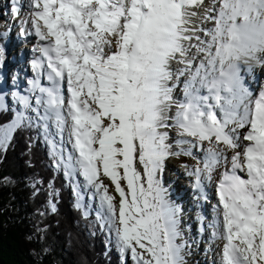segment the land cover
I'll return each mask as SVG.
<instances>
[{
  "label": "snow or ice",
  "instance_id": "1",
  "mask_svg": "<svg viewBox=\"0 0 264 264\" xmlns=\"http://www.w3.org/2000/svg\"><path fill=\"white\" fill-rule=\"evenodd\" d=\"M29 5L22 23L40 56L28 94L12 93L18 108L0 94V113L14 114L0 123V151L18 130L42 133L56 168L98 196L96 218L121 264H184L163 171L172 156L192 157L196 188L216 177L220 264H264V85L246 83L264 68V0Z\"/></svg>",
  "mask_w": 264,
  "mask_h": 264
},
{
  "label": "trees",
  "instance_id": "2",
  "mask_svg": "<svg viewBox=\"0 0 264 264\" xmlns=\"http://www.w3.org/2000/svg\"><path fill=\"white\" fill-rule=\"evenodd\" d=\"M38 132L18 130L0 151V264H115L103 253L106 231L73 208Z\"/></svg>",
  "mask_w": 264,
  "mask_h": 264
},
{
  "label": "bare ground",
  "instance_id": "3",
  "mask_svg": "<svg viewBox=\"0 0 264 264\" xmlns=\"http://www.w3.org/2000/svg\"><path fill=\"white\" fill-rule=\"evenodd\" d=\"M7 3H8L7 0L4 1L0 0V11L3 10L4 12L0 18L4 19V23L7 24V26H10V28L12 29V31H9L8 33V39L11 43V47H15L16 49H18L19 48L17 45L18 41H16L15 38L17 33L15 29L11 27L13 26V24H15V21L14 19L10 21L11 15ZM16 6L20 8V14L25 13L26 18H28V14L31 11L29 2H26L25 4L24 1L19 0ZM9 8H11V6ZM28 28L31 29L30 24ZM20 48H21V43H20ZM20 48L17 51L22 50ZM17 54L18 52H12V54H10V63L7 59H2L3 57L0 54V59H1L0 87H2V93H3L2 95L4 96L5 104L9 101L11 97L14 103V105H11L13 108H18V106L15 104L13 96H11L12 93L19 92L21 93V95H27L28 94L27 89L29 88L26 87L25 89V87L22 85L21 82L22 77H24L26 73L24 71V65L21 66V74L15 75L13 72V68L17 65V62L15 61L16 59L14 60ZM259 68L260 67L258 66L254 67L253 73H258ZM41 82L47 85V82H43V80H41ZM23 84L25 83L23 82ZM178 95L179 94L177 93V96ZM169 137L170 139H173L175 137V133H173V131L171 130H169ZM174 158H175L173 159L174 161L181 160L180 157H174ZM182 161L185 163V165L190 164V161L188 159L182 158ZM170 165L169 162H167L166 160L163 171V180H165L164 186L168 190L169 199L180 208L179 229L181 235L178 238L177 242L185 245V247L182 249L184 264H220V250L222 248L223 241L219 239H215L213 235L209 233V232L213 233V231H216V229L213 227V225L215 224L213 219H211V217H209L208 215L206 216L201 215V214H210L215 218H217V213L215 212V206L217 205L218 200H217L216 192L214 193L212 192L213 190L212 187L214 183L216 185V180H214L215 182L214 181L209 182L208 185L206 184V182L204 183V185L202 184V187L205 189L203 191H199L197 195L194 197L189 192L191 190L190 188L191 184L190 183L189 185L187 184L186 187L184 185L186 174L184 173L183 176H179V174H183V171H179L178 169L174 170V168L172 167L171 172L174 170L176 174L170 176L169 175ZM189 166L187 167V169L191 168V166L190 167ZM177 174L178 176L175 179H171ZM70 178L68 177V179ZM193 179L195 180V178ZM188 181L192 183L191 178H189ZM67 183L69 186V180L67 181ZM192 186L194 187L195 185ZM81 192H82V187L80 186L79 193ZM81 200L84 202L86 201L84 197H81ZM82 206L86 207L85 205ZM88 210L89 212H91L90 209ZM209 253L218 255L219 260L216 261L215 259H213V257Z\"/></svg>",
  "mask_w": 264,
  "mask_h": 264
},
{
  "label": "rangeland",
  "instance_id": "4",
  "mask_svg": "<svg viewBox=\"0 0 264 264\" xmlns=\"http://www.w3.org/2000/svg\"><path fill=\"white\" fill-rule=\"evenodd\" d=\"M2 1H4V0H2ZM8 1V3H7V6H10V2H11V0H7ZM20 1H24V3L26 4V2H29V0H20ZM4 6V5H3ZM23 82V81H22ZM10 104L11 105H13V101H10ZM174 133V132H173ZM42 135V134H41ZM43 136V135H42ZM41 137V136H40ZM175 138V137H174ZM174 138L173 139H170L171 141H174ZM41 140H43V138L41 137ZM57 141H58V148L61 146L60 145V143H59V138H57ZM63 147H64V154H65V156H67V154H68V152L71 150V146L70 145H68V143H67V135H65V140H64V144H63ZM174 149H175V145H174ZM175 150H179V149H175ZM195 152V151H194ZM174 157H180L181 158V160H179V161H174L173 159H175ZM182 158H184V159H188L189 161H190V166H191V168L196 164V161L195 160H193V158L192 157H189V156H172V157H170V158H168L167 159V162H169V167H170V173L169 172H167V173H169V175L171 176V175H173V174H176L175 172H174V170L175 169H178L179 171H183V174H179V172H178V174H179V176H183L184 175V173L185 174H187V172H188V170H191V168H188L187 170H186V168H185V166H189V165H185V163L182 161ZM193 162V163H192ZM195 163V164H194ZM189 166V167H190ZM172 167L174 168V170L171 172V169H172ZM52 168L55 170V171H58V172H60L61 174H62V182L63 183H65L66 181H67V179H68V177L70 178V179H68L69 180V186H68V194L69 195H71V196H73L74 194H76L77 195V197H78V199H79V201H78V203L80 204V205H85L86 207H87V209H90L92 212H93V214L92 215H96L97 214V212H98V210H99V198H98V196H96L95 194H94V190L93 189H89V187H87L86 186V182H85V180H84V178L81 176V175H79V173L78 172H74L71 176H66L65 174H64V169H63V166H61V171L59 170V169H57L56 168V166L54 165V166H52ZM187 171V172H186ZM182 173V172H181ZM178 174L177 175H175L174 177H172L171 179H175L177 176H178ZM168 177V176H167ZM168 179V178H167ZM214 180H216V177L214 176V179H213V181ZM163 181H165V180H163ZM212 181V182H213ZM188 182V181H187ZM215 182V181H214ZM187 184V183H186ZM80 186L82 187V192L81 193H79V191H80ZM190 189V188H189ZM77 193H79V195L77 194ZM81 197H84L85 198V202L84 201H82L81 200ZM86 198H88V199H86ZM96 199V200H95ZM70 202H71V204L73 205H77V202H75V196L73 197V198H71V200H70ZM92 204H93V206H92ZM85 212H87V210H85ZM106 230H107V228H105ZM107 234H108V236L107 237H104V240H103V246H102V248L104 249V254L106 253V249L109 251V252H111L113 255V257L115 258V260H114V263L115 264H121V261H120V258H119V253H118V251L115 249V247H114V242L112 241V238L109 236V233H108V230H107ZM104 236V235H103ZM109 238H110V240H109ZM109 242H111L112 243V246H108V244H109ZM107 247V248H106ZM106 248V249H105ZM199 252V251H198ZM127 264H132V262H131V260L129 259L128 261H127Z\"/></svg>",
  "mask_w": 264,
  "mask_h": 264
}]
</instances>
